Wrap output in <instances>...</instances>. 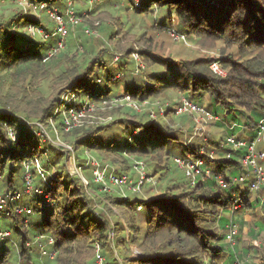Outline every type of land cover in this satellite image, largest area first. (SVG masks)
Listing matches in <instances>:
<instances>
[{"label":"rangeland","instance_id":"rangeland-1","mask_svg":"<svg viewBox=\"0 0 264 264\" xmlns=\"http://www.w3.org/2000/svg\"><path fill=\"white\" fill-rule=\"evenodd\" d=\"M49 2L63 9L67 7L65 0H52ZM128 2L126 0H111L109 3L92 6L87 0L76 1L74 4L75 9L83 13L89 11L91 13L92 17L91 19L89 17L87 18V21H85L86 24L91 23L94 20H102L103 26L101 31H99L100 35L98 38L85 36L86 33L84 32L85 26L83 22V25L71 30L67 47L60 55L46 64L33 66L31 73L25 74L20 69L16 73L12 70L0 69V101L2 100L3 102L5 100H10L13 98V95L16 94L20 96V93L25 91L27 86L28 92L31 96L30 99L36 101V106H38L44 98L47 101H50L52 98L54 99V97L57 98L59 96L57 90L60 93V90L68 85L69 80L66 74L72 73L71 68L74 61H79L81 64H85L86 60H91L95 56H99L103 59V63L106 64L108 68L117 69L114 76L117 73L122 74L120 79L110 81L105 79L104 82L94 86L92 89V97L95 101H101L107 98L110 99L106 102L101 101L92 104L93 109L87 108L84 112V116L81 118V124L77 126V129L73 130L74 132L72 134L64 131L61 132L58 129V126L56 125L59 124V119L55 120V118H53L51 125L49 122L44 123L42 131L39 134V137L42 138L41 144L43 147L46 146L49 148L50 146H53L52 148L54 150V146H56L60 147L61 150H64L61 145L62 142L70 143L71 146L74 147V140L84 135L87 131L97 132L100 127L102 130L105 129L103 134L106 136H111L115 140H123L124 138H128V131L133 127L132 122H143L151 119V104L143 106L142 111H134L130 108L122 107L121 105H115L112 108H104V106L113 101V96L120 97L127 89V91L135 90L134 83L140 84L142 83V80H149L153 72L165 69L164 63H154L153 60V62L147 61V66L140 56V53L137 51H134L138 53L136 56L133 55L134 52L127 54L132 48L141 50L146 48L154 55L171 60L173 64L176 63L179 64V66L180 63L193 62L202 58L208 60L213 59V61L214 59H221L225 62L228 61L229 57H232L236 61L244 63L249 60H255L253 59V56L264 59V47H257L255 44L249 43L247 36H244L241 31L233 33L230 36H228L227 33L221 38L220 33H213L215 31L205 25L196 29L190 28L189 26L181 28L180 26L182 23L178 16L176 13L172 14L174 8L171 9L169 6L162 8L153 7L154 9L151 11L136 12L135 10L130 9V1L128 0ZM20 12L29 17L40 20L37 25H44L49 31H52L55 27L54 22L45 12H36L31 8L24 9L22 5L18 3V0H0V53L5 47L6 38L10 32L17 30L22 34L20 28H11L13 17L17 15L16 13ZM171 26H177L178 29L189 32V42L184 44L182 41H175L169 30ZM30 39H35L40 43L38 47L40 53H44L45 49L56 41L55 38L43 40L39 36L35 38L29 37V41H31ZM138 55L141 58H137ZM116 57H120L119 62L117 63L114 62ZM120 64H124L121 69L119 67ZM138 68H140L139 71H137ZM64 70L67 71L63 72ZM26 76H28V80L24 86ZM114 76H112V78ZM50 89H55L56 92L53 94L52 92L46 94ZM77 92L80 96L78 95V98L73 99L69 103L75 102L80 105L81 100L87 95V91L84 89H78ZM179 92L185 91L176 87L165 88L158 91L155 95H152L149 100L151 102L159 101L164 105L174 106L181 98L182 94ZM257 92L259 93V91ZM259 95L264 98L263 91L260 92ZM25 102L26 101L24 100L23 103ZM200 102L208 108H213L210 103L211 99L209 93H203L200 96ZM59 103L63 104L64 102L60 100ZM96 106L98 107L96 108ZM235 107L237 109H243L246 114L250 112V109H246L239 105ZM217 109L221 115H224L226 112L222 107ZM20 110H22V107H20ZM245 113H243L244 116ZM18 114L26 115L22 112ZM164 114L167 116L157 115L156 119L161 125L173 130H178L179 139L176 142L179 141L183 144L191 142V144L196 146L201 144L203 152L207 156V166H209L208 163H210L212 168H216L215 158L221 156L219 153L221 148L213 143V141H220L221 137L226 138V125L224 124V127H220L218 124L214 123L205 124L206 129L204 133L195 136L192 138V141H189L190 132H192L193 129L191 117L186 114H176L175 111L169 113L165 112ZM244 116L240 115V119L234 122V125L237 127L235 133L238 136L241 134L242 127L244 126V120L242 121V119H245ZM232 119L233 114L231 113L228 122L233 123ZM34 120L35 119H31V121ZM128 120H130V122ZM138 130L140 129H137V131ZM151 136L159 137L160 132H154ZM170 148L173 150L170 155L167 154L168 147L165 146V149L160 150L154 156L142 155L140 156V159L136 158L146 162L149 175L156 177L157 182L158 178L160 179L155 186L153 183L145 184L141 192L136 193L126 190L127 195L132 198L137 196L141 199H147L148 197L160 194V192L165 194L168 192V195H164L162 198L170 203L174 202L175 198L183 197L181 199L185 198V203L192 207L193 211H196L198 214L197 217L200 219L202 227L207 229L216 228L219 216L223 217L224 213L227 214L228 212H231L234 206L229 204V209L223 211L218 205L212 204L208 207L201 201L194 199L192 195L197 196L201 190L195 191L196 189L193 188L195 186L190 182L188 177H186L185 171L174 161V158L178 155L186 157L191 154V152L180 143L171 144ZM261 148L263 147L261 146ZM64 151V157L60 160L59 164H57L54 159H52V162L50 159L51 163L47 162L48 158H52L54 154L56 155L55 151L49 152L48 150V152H46L47 157L45 154H41L40 162L44 168V174L40 175L38 172L36 173L38 183L40 181L41 183L46 182L51 176L56 178V180H59V184L57 185L59 191L56 196L48 193L49 197L46 196V198H48L43 200V202H47L50 206H55L57 209L68 197V191L75 186L72 185V182L74 181H70L72 180L71 178L67 179V176L76 175V177L78 176L80 178V176L75 173L72 165L81 166L83 175L87 176L88 179L90 178L91 181L94 179V166L91 163V159L93 158L98 160L104 166H109V170L106 173L107 177H109L110 172L112 171H115L118 174H129L131 176L133 174V164L135 161L131 158V155L126 152H96L95 150L90 151L88 148L83 147L76 150L74 149V158L73 156L70 158L71 154L66 150ZM211 154H213V157L210 156ZM89 157L92 158L89 159ZM123 160L126 161V164L132 160V169L128 172L121 170ZM63 163L65 164V168L64 171H61L62 169H60L59 165H62ZM7 174V172L2 174L0 171V189L3 187L2 184L8 185L6 182ZM15 177L16 188L22 189L24 175L21 180V172L17 173ZM63 177H65L63 181L67 182L62 181ZM74 184L76 183L74 182ZM99 186V184L94 185V187H91L90 185L85 186L87 189V195L93 200L92 203L97 208L98 213L107 217L111 226L122 222L121 224L125 229L133 224L138 228V230L135 228L133 229L134 234L130 235V237H128L126 231L127 242L122 241L125 232H119L116 236L112 234V240L110 243H106L103 248V255L106 257V264H133L129 258L139 257L143 253L157 254L158 257H160L175 253L177 252V249L180 250L182 248L181 251L183 250V243L175 242L177 239H180V236H177L175 231H172L171 233V231L166 228L153 233L152 224L145 221L143 211H136L138 210V206L134 208L125 205H113L112 201L114 198L122 196V193L119 190L107 192ZM112 187L114 189L113 185ZM94 189L98 190V193ZM181 193H186L187 195H182ZM247 194L249 201H254L255 198L258 197L260 204L264 202V188L258 192L249 191ZM244 195H246V192L243 193V196ZM37 196V194L29 195L26 196L24 200L31 203L32 206H35L34 199H36ZM238 197L240 199L242 198L241 195ZM42 204L43 203L41 202V205ZM245 205L246 208L244 207ZM199 211H201L200 214ZM42 212L43 210H36L31 216L32 225L30 230L27 231V236L30 239H34L38 233L43 231V229L45 231L52 230V227H45L42 225ZM234 216L235 217L233 218L237 220L236 223L238 222L237 225L239 227V234L235 238V244L233 245L228 239L224 240L223 243L227 248L226 252H222L220 256L214 258V264H229L230 254H235L236 257L239 256V258L247 264H264V208L261 206L250 207L242 201L238 211L234 212ZM148 226L150 227L148 228ZM0 227H9L13 230V236L6 239H0V262L2 261L3 254H7L6 264H18L19 254L17 245H19L20 248H23V244L20 235L17 232L22 234L25 230L21 227V223L15 222L10 217L4 215H0ZM118 227L121 228V225L119 224ZM217 231L219 234L227 232V230L221 231L219 228ZM73 246L75 249V252L72 254V257L75 258L74 264H95L96 248L90 240L89 242L83 241L82 244L78 243ZM175 246H177L176 249ZM204 253L206 252L204 251ZM69 256L71 258V255ZM63 257L65 258V255ZM24 260L26 262L32 261L35 264H49V258L41 257L38 249L29 251L24 256ZM205 260L208 261L206 256Z\"/></svg>","mask_w":264,"mask_h":264},{"label":"trees","instance_id":"trees-1","mask_svg":"<svg viewBox=\"0 0 264 264\" xmlns=\"http://www.w3.org/2000/svg\"><path fill=\"white\" fill-rule=\"evenodd\" d=\"M73 1L75 4L78 0ZM87 1L90 2L92 6L111 2V0ZM141 4L140 8H137V12L151 11L155 7L162 8L169 6L171 9L174 8L172 14L176 13L178 16L182 23L180 26L181 28L189 26L190 28L196 29L205 25L213 29L215 31L213 33H220L221 38L227 33L228 36H230L233 33L241 31L244 36H247L249 43L255 44L257 47H264V0H220V4L218 5L212 4L211 0H141ZM76 11L78 15L84 18L83 22L85 27L94 26L96 20L88 24L85 23L88 17L90 19L92 17L90 11L87 13L80 12L77 9ZM16 14L17 15L12 19L11 28L13 27V29L17 27L22 30L26 25L39 24L40 22V20L29 17L21 12ZM99 22L100 26H98L97 29L101 31L103 22L102 20H99ZM170 28H172V26ZM174 29L184 33L189 39V32L182 31L178 29L177 26H174ZM70 34L71 33H69V35ZM85 36L98 38L97 35L88 36L85 34ZM29 37L30 36L26 35L23 31L21 34L17 30L7 35L5 47L0 53V69L12 70L15 73L20 69L25 74L31 73L33 66L46 64L63 52L62 51L45 62L43 61L44 54L40 53L38 50L40 43L35 39H30L31 41H29ZM182 43L185 44V42ZM50 47L51 46H48L45 52ZM134 51L140 53V56L147 66V61L151 62L152 60L154 63H164L165 65V69L153 72L149 80H142L140 84L134 83L135 90H129L134 97L140 100L145 98L150 99V97L155 95L158 91L169 87H176L185 91V95H189L192 99L201 103L200 96L203 93H209L211 99L210 103L213 106V108L210 109L218 114H220L217 109L219 107L224 108L226 111L223 115V121L218 122L220 127H224V123L228 122L231 113L233 114V122L239 120L240 115L244 116V110L235 107L239 105L246 109H250L248 114L245 113V119H242V121L244 120V125L246 126L245 130L250 133L251 136L255 135V126L259 120L264 117V98L259 95L260 92H264L263 58L253 56L255 60H249L245 63L238 62L232 57H229L228 61L225 62L219 59L222 62V66L228 70L227 76L221 77L210 69V64L213 59L208 60L202 58L193 62L180 63L179 66V64H173L171 60L154 55L146 48L142 50L132 48L127 54H131ZM123 66L124 64H120V69L123 68ZM116 70L115 68H108L106 64L103 63V59L99 56H95L91 60H86L85 64L74 61L71 68L72 73L66 74L69 80L68 85L62 88L60 93L57 90V94H59L57 98L54 97V99L52 98L50 101L44 98L41 100L40 104L36 106V101L30 99L31 96L26 86L27 91L21 92L20 96L16 94L13 95V98L10 100L0 101V171L2 174L5 172L8 173L6 179L8 185L2 184L3 187L0 190L16 188L15 175L21 172L22 177H20V180L23 178L25 172L24 163L33 160L35 156L41 157V154L45 151H55L56 153L52 158H48L47 162H50V159L52 162V159H54L57 164L60 163V160L64 157V150L56 146H54V150L52 148L53 146L49 148L45 146V149H41L42 138H40L38 134L41 128L37 123L44 126V123L49 122L51 125L53 118H55V120L59 119V124L56 126H58L61 132H65L62 127L63 123L61 117L59 113L55 112L56 108L61 106L59 101L62 99V95L67 92L79 95L77 90L84 89L87 91V95L93 98L92 89L94 86L104 82L105 79L110 81ZM66 71L64 70L63 72ZM99 79H102V81L99 82ZM27 80L28 76H26L24 80V86ZM257 91H259V93ZM51 92L53 94L56 91L55 89H50L46 94ZM24 100L26 101L25 103H23ZM20 107H22V110H20ZM20 112L26 115L18 114ZM31 119L35 120L31 121ZM128 121L130 122V120ZM5 123H8L11 127L13 126L16 130L15 140L8 136ZM132 123V129H130V131L126 130L129 132L128 138L115 140L111 136L103 134L105 129L102 130L100 127L97 132L87 131L84 135L74 140L73 148L76 150L85 147L90 151H104L105 153L110 151L126 152L131 155L133 160H136V158L140 159L142 155L154 156L160 150L165 149V146L168 147L167 154L170 155L173 152L170 148L171 144L180 143L188 148L194 156L207 157L205 153H201L200 151L202 147L201 144L196 146L193 144H183L179 141L176 142L179 139L178 130L165 127L152 118L147 121H134ZM231 126L230 128H225L227 135L235 134L236 126ZM137 129H140V132H137ZM73 130H71L69 134H72L74 132ZM157 131L160 132V136L152 137L151 134ZM224 140L225 138L221 137L220 141H213V143L221 148L219 150L221 156L215 158L216 168H213L211 176L205 180L200 179L194 185L195 187L193 188L196 189L195 191L201 190V192L198 193L197 196L192 195V197L197 201H201L205 206L209 207L214 204L225 211V209H229V204L234 206V202L239 199L238 196L241 195V201L237 200L239 205L243 201L247 206H261L264 208V202L260 204L258 197L255 198L254 202L249 201L247 193L243 196L246 188L242 186V184L232 183L227 189L219 186L217 182L218 175L223 174L226 180L232 182L230 179L238 177L244 172L241 163L242 151L227 147L226 143H223ZM229 153L230 157L227 156ZM131 161L126 164V161L123 160L121 170H125V172L131 170ZM59 167L62 169L61 171H64L65 164L63 163L59 165ZM32 169L35 175V184L37 186L42 185L47 193L56 196L59 191L57 186L59 180L51 176L46 182L41 183L39 180L40 182L38 183L36 166H32ZM73 176L74 175L67 176V179L71 178L72 180L70 181H74L76 184L72 182V185L75 186L68 191V197L58 209L55 206H50L47 202H43L45 197L40 195L34 199L35 206L25 201V203L30 204L35 211L43 210L41 223L45 227H52L50 232L53 233L57 239L56 246L58 248V255L56 259L49 260V264H74L75 258L72 257V254L75 252L73 248L75 244H82L83 241L89 242L90 240L95 248L96 243H98L103 253L105 244L110 243L113 238L112 234L116 236L119 232H125L122 241L127 242L126 231L128 237H130V235L134 234V228L138 230L137 226L134 224L125 229L121 224L122 222H119L121 228L118 227L119 224L111 226L108 218L98 213L97 208L92 203L93 200L87 195V189L81 178L78 176L76 177V175ZM63 179H65V177L62 178V181ZM159 179L160 178H158V182ZM97 184L98 183H96L94 179H92V181L90 179L91 187ZM22 186H24V181L22 182ZM96 192L98 193V190H96ZM167 193L168 192H166V194L160 192V194L148 197L147 199H141L137 196L134 198L129 196H117L112 201L115 206L125 205L134 208H136L138 204H142V210L138 209L136 211H143L145 221L152 224L153 233L160 229L167 228L171 233L175 231L177 236H180V239L175 241L176 243H183L182 251V248L180 250L177 249V252L170 253L166 256L158 257L157 254L143 253L139 257H131L129 259L133 264H214V258L220 256L222 252H226L227 248L223 241L227 239L229 231L228 225L231 222L236 223L237 221L233 217H235L234 212L238 211V209L233 208L231 212L227 214L224 213L223 217L219 216L217 227L221 229V231L227 230L224 234H219L217 227L214 229L202 227L200 219L197 217L198 214L196 211H193L192 207L185 203V198H175L174 202L171 203L164 200L162 196L168 195ZM182 195L187 194L184 193ZM41 202L43 203L42 205ZM244 207L246 208V205ZM200 212L201 211H199V214ZM12 220L22 224L19 217L13 218ZM149 227L150 226H148V228ZM17 233L20 235L21 241H25L27 238L26 232L22 234L19 232ZM176 248L177 246H175V249ZM204 251L206 253H204ZM64 255L65 258L63 257ZM69 255H71V258ZM3 256L6 258V254H3ZM205 256L208 261L205 260ZM235 258H237L235 254H230L229 264H232ZM0 264H6V261ZM244 264L247 263L245 262Z\"/></svg>","mask_w":264,"mask_h":264},{"label":"built area","instance_id":"built-area-1","mask_svg":"<svg viewBox=\"0 0 264 264\" xmlns=\"http://www.w3.org/2000/svg\"><path fill=\"white\" fill-rule=\"evenodd\" d=\"M67 7L65 9L51 4L49 1H40V0H18V3L22 5L24 9L31 8L36 12H45L50 16L51 20L54 22V29L49 31L46 27L40 26L37 24H29L22 28V31L30 36L37 37L39 36L43 40H48L50 38H55L54 44L44 53L43 61H48L50 58L61 53L67 47L68 36L71 30L74 28L83 25L84 18L78 15L73 0H65ZM132 8L140 7V0H130ZM100 26V22L96 21L94 26H86L84 32L88 36H99L100 33L97 27ZM172 37L179 41H184L187 43L186 35L172 29L170 31ZM138 53L134 52L133 55L136 56ZM137 58H141L139 55ZM119 57H116L114 62H119ZM141 67V66H139ZM211 70L222 77L227 76V70L222 66L220 60L216 59L210 64ZM140 68L137 69L139 71ZM122 74L117 73L111 80L120 79ZM99 82L102 79L98 80ZM78 98V95L75 93L67 92L62 95L61 101L64 102L61 106L56 108V113H59L63 128L65 132H70L71 130L77 128L81 124V118L84 116V112L87 108L93 109L92 104L101 101H108V99H103L101 101H95L89 95H86L85 98L81 100L80 105L74 103H69L73 99ZM112 98V97H111ZM114 98V99H113ZM112 102L108 103L106 107H114L115 105H121L122 107L133 109L134 111H142L143 106L151 104L150 116L153 119L157 118V115L164 114L168 105H164L159 101L151 102L149 99L139 100L135 98L131 93H124L120 97H113ZM98 106H96L97 108ZM95 108V109H96ZM94 109V110H95ZM176 114H189L194 120V134L191 138L196 135H202L205 131V124L210 122L223 121V118L215 114L213 111L207 109L206 107L195 103L193 100L188 97L182 96L179 100L176 107ZM32 125V124H31ZM30 125V126H31ZM40 126L41 131L43 125L37 123ZM33 126V125H32ZM232 127V126H231ZM5 128L7 130L8 136L15 140L16 139V130L14 127L10 126L8 123H5ZM57 130V129H56ZM40 131V132H41ZM38 132V134H40ZM226 143L233 150H241L242 157L241 163L244 168V172L238 176L233 177L232 182L226 180L223 174L217 176V182L222 188H229L232 183L242 184L250 192L259 191L264 185V117L260 119L256 125L255 135L252 138L239 137L235 134L229 135L226 139ZM64 150L71 154V157L74 154V148L70 143L62 142ZM261 146L263 148H261ZM41 149L45 147L41 146ZM47 151L43 154H47ZM203 152V149L202 151ZM213 157V154L210 155ZM230 157V153L227 155ZM47 157V155H46ZM74 158V156H73ZM92 157H89V159ZM213 159V158H212ZM179 167H181L186 174V177L190 182L195 185L200 179L205 180L209 178L212 174V166L208 163L206 157H194L189 154L186 157H177L175 159ZM91 163L94 166V181L100 184L101 188L104 191L111 192L119 190L122 196L127 197L126 190H132L133 192H141L143 186L147 183L156 184L155 177L149 175L147 170V164L143 160H135L133 164L134 177H131L128 174H118L115 171L110 172L109 177H107V171L109 166H104L96 159H91ZM32 166H36L38 174L43 175L44 168L40 162V157L35 156L33 160L27 161L24 163L25 174H24V186L22 189H7L0 190V215L10 217L11 219L19 217L22 221L21 227L25 230L24 232L30 230L31 228V216L34 214L35 210L29 204H26L24 200L26 196L37 194L46 198L48 193L45 191L42 185L35 184V175L33 173ZM74 171L78 174L83 181L85 186L90 185V180L87 176L83 175L82 167L72 165ZM114 186V189L112 187ZM49 197V196H48ZM47 197V198H48ZM46 198V199H47ZM240 200L241 199H237ZM234 202V208H240L238 201ZM139 210L142 209V206L137 207ZM239 233V227L236 223L231 222L229 225V231L227 238L230 242L234 243L235 236ZM13 236V230L11 228H1L0 227V239H6ZM16 243V242H15ZM23 248H20L17 245L19 261L18 264H35L32 261L26 262L24 256L33 249H38L41 257H48L49 260L56 259L58 255V248L56 246L57 239L53 233L50 231H42L36 235L34 239H30L28 236L25 241H22ZM7 262V254L2 257V261ZM0 262V263H1ZM45 264V263H42ZM95 264H106V257L101 252L100 245L96 244V254H95ZM233 264H244L243 261L239 258L235 259Z\"/></svg>","mask_w":264,"mask_h":264},{"label":"clouds","instance_id":"clouds-1","mask_svg":"<svg viewBox=\"0 0 264 264\" xmlns=\"http://www.w3.org/2000/svg\"><path fill=\"white\" fill-rule=\"evenodd\" d=\"M126 1L128 2V0H126ZM129 1H130V0H129ZM211 1H212V0H211ZM140 2H141V0H140ZM128 3H129V2H128ZM141 5H142V4L140 3V6H141ZM139 8H140V7H139ZM130 9H133V10H135L136 12H137V10H138L137 8H132V7H131V2H130ZM42 26H44V25H42ZM44 27H45V26H44ZM172 29H174V27L170 28L169 30L171 31ZM180 33H182V32H180ZM183 34H184V33H183ZM186 38H187V36H186ZM173 39H174V38H173ZM174 40H175V39H174ZM175 41H177V40H175ZM179 41H181V40H179ZM182 42H184V41H182ZM188 42H189V39L187 38V43H188ZM185 43H186V42H185ZM44 53H45V52H44ZM44 53H43V54H44ZM119 58H120V57H119ZM214 60H216V59H214ZM218 60H219V59H218ZM221 63H222V62H221ZM210 69H211V68H210ZM226 70H227V69H226ZM227 72H228V70H227ZM113 75H114V74H113ZM221 77H222V76H221ZM123 93H130V92H128V91L126 92V90H125ZM179 93L182 94V95H181V98H182V96L188 97L189 99L193 100L195 103H197V104H199V105H202V106L206 107L207 109L211 110V109L208 108L207 106H205V105L199 103L198 101L192 99L189 95H185L184 92H179ZM113 97H115V96H113ZM135 98H136V97H135ZM181 98H180V99H181ZM137 99H138V98H137ZM145 99H149V98H145ZM180 99H179V100H180ZM139 100H140V99H139ZM142 100H144V99H142ZM179 100L176 102V104H175L174 106H172V105H168L167 108H166V112L169 113V112H172V111L174 112V111H175V113H176V107H177V105H178ZM211 111H213V110H211ZM213 112H214V111H213ZM214 113H215V114H218V113H216V112H214ZM159 115H162V114H159ZM182 115H183V114H182ZM186 115H189V114H186ZM218 115H220L222 118H224L223 115H221V114H218ZM163 116H167V115L163 114ZM189 116H190V115H189ZM150 117H151V116H150ZM190 117H191V116H190ZM190 117H189V118H190ZM262 118H263V117H262ZM262 118H261V119H262ZM152 119H153V118H152ZM191 119H192L191 122H193V123H192V124H193V129H192V132H190L191 134H190V140H189V141H192V138H191V137H192V135L194 134V125H195V124H194L195 122H194V120H193L192 117H191ZM191 119H190V120H191ZM153 120H156V121H157V119H153ZM259 121H260V120H259ZM218 122H221V121H218ZM218 122H210V123L218 124ZM243 123H244V122H243ZM224 124L226 125V127L230 128L231 125H234L235 123L233 122L232 124H230V123H228V122H225ZM257 124H258V123H257ZM257 124H256V125H257ZM226 127H225V128H226ZM245 127H246L245 125L242 127V132H241V134L239 135V137L252 138L253 136H251V134L248 133V132L245 130ZM236 128H237V127H236ZM255 128H256V126H255ZM138 131H140V130H138ZM138 131H137V132H138ZM229 135H232V134H228V135L225 136L226 138H225V140H224V143H226V139H227V137H228ZM235 135H237V134L235 133ZM196 136H197V135H196ZM237 136H238V135H237ZM194 137H195V136H194ZM194 137H193V138H194ZM192 143H193V142H192ZM190 144H191V142L188 143V145H190ZM226 146H227V147H230L227 143H226ZM230 148H231V147H230ZM200 151H202V147H201V150H200ZM201 153H204V152H201ZM191 155L194 156L193 154H191ZM177 157H181V156L178 155ZM177 157L174 158V161H175V159H176ZM194 157H199V156H194ZM136 160H138V159H136ZM134 161H135V160H134ZM175 163H176V161H175ZM132 173H133L132 176L130 175L131 177L134 176V172H133V171H132ZM148 173H149V172H148ZM121 174H125V173H121ZM128 175H129V174H128ZM155 180H156V184H157L158 182H157L156 177H155ZM156 184H155V185H156ZM155 185H154V186H155ZM263 186H264V185H263ZM263 186H262V187H263ZM245 188H246V187H245ZM130 191H132V190H130ZM126 192H127V191H126ZM245 192L248 193V192H249L248 189H246ZM256 192H257V191H256ZM126 194H127V193H126ZM127 196H128V195H127ZM139 205L142 206V204H138L137 206H139ZM142 207H143V206H142ZM140 210H141V209H140ZM34 213H35V212H34ZM31 223H32V222H31ZM230 224H231V223H230ZM230 224H229V225H230ZM229 225H228V229H229ZM43 231H45V230H43ZM238 234H239V233H238ZM227 235H228V234H227ZM236 237H237V236H235V238H236ZM227 239H228V238H227ZM228 241H229V240H228ZM229 242H230V241H229ZM234 242H235V240H234ZM231 243H232V244H235V243H233V242H231ZM96 244H97V243H96ZM101 252H102V251H101ZM237 258H239V257H237ZM237 258H235V259H237ZM235 259H234V260H235ZM239 259H241V258H239ZM241 260H242V259H241ZM242 261H243V260H242ZM233 262H234V261H233ZM243 263H245V261H243ZM232 264H233V263H232Z\"/></svg>","mask_w":264,"mask_h":264},{"label":"water","instance_id":"water-1","mask_svg":"<svg viewBox=\"0 0 264 264\" xmlns=\"http://www.w3.org/2000/svg\"><path fill=\"white\" fill-rule=\"evenodd\" d=\"M211 3L214 5H218L220 4V0H212Z\"/></svg>","mask_w":264,"mask_h":264},{"label":"crops","instance_id":"crops-1","mask_svg":"<svg viewBox=\"0 0 264 264\" xmlns=\"http://www.w3.org/2000/svg\"><path fill=\"white\" fill-rule=\"evenodd\" d=\"M47 28V27H46Z\"/></svg>","mask_w":264,"mask_h":264}]
</instances>
